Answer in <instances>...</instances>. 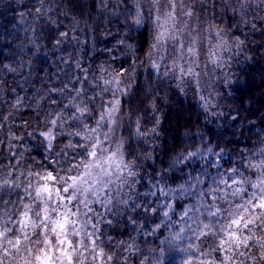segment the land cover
Segmentation results:
<instances>
[{"label": "clouds", "instance_id": "obj_1", "mask_svg": "<svg viewBox=\"0 0 264 264\" xmlns=\"http://www.w3.org/2000/svg\"><path fill=\"white\" fill-rule=\"evenodd\" d=\"M0 264H264V0H0Z\"/></svg>", "mask_w": 264, "mask_h": 264}]
</instances>
